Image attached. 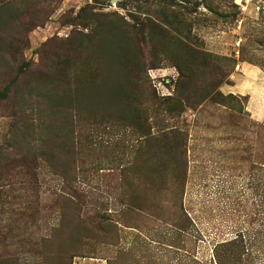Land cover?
I'll return each mask as SVG.
<instances>
[{
    "label": "rangeland",
    "instance_id": "374dc122",
    "mask_svg": "<svg viewBox=\"0 0 264 264\" xmlns=\"http://www.w3.org/2000/svg\"><path fill=\"white\" fill-rule=\"evenodd\" d=\"M0 264H264V0H0Z\"/></svg>",
    "mask_w": 264,
    "mask_h": 264
}]
</instances>
